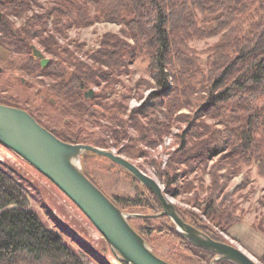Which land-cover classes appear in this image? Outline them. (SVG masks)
Here are the masks:
<instances>
[{
    "label": "trees",
    "instance_id": "16d2710c",
    "mask_svg": "<svg viewBox=\"0 0 264 264\" xmlns=\"http://www.w3.org/2000/svg\"><path fill=\"white\" fill-rule=\"evenodd\" d=\"M34 4L43 6L39 0H0V43L9 53V68L52 77L50 91L78 117H104L103 129L110 138L76 142L111 148L128 141L120 152L139 144L157 146L171 119L184 121L187 125L178 133L180 146L172 151L168 169L175 171L173 179L178 181L184 173L206 168L210 159L219 156L211 166L212 181L200 205L218 223L229 222V216L223 218L218 198L231 175L240 171L239 162H254L264 176V0H56L15 27L10 17L26 16ZM106 21L121 24V32L103 35L100 47L88 53L94 63L74 55V50L59 41L58 35L65 36L70 27ZM213 36L218 39L209 48L211 64L205 70L190 40ZM36 37L53 54L46 64L34 54ZM140 56L149 61L152 78V82L144 81L155 88L142 104L130 107L127 95L114 105L105 104L101 98L108 97L109 90H102L98 99V95L85 96L88 88L102 82L110 87ZM0 103L21 107L5 98ZM185 106L193 110L179 113ZM156 110L159 113L154 115ZM208 117L219 120L210 123ZM101 158L111 160L93 151L82 155L84 170L96 184L88 167ZM112 162L137 186L135 198L112 197L117 205L131 212L162 210L161 201L148 186ZM180 164L186 166L183 173L176 170ZM155 166L163 176L161 163ZM222 168L227 170L220 173ZM29 204L23 182L0 163V264H88ZM177 210L213 238L225 240L201 212L181 206ZM130 221L150 245L155 236L164 235L189 253L169 258L174 264H211L215 256L188 240L169 216L132 217ZM260 260L264 264V253ZM215 264L235 263L219 260Z\"/></svg>",
    "mask_w": 264,
    "mask_h": 264
},
{
    "label": "rangeland",
    "instance_id": "374dc122",
    "mask_svg": "<svg viewBox=\"0 0 264 264\" xmlns=\"http://www.w3.org/2000/svg\"><path fill=\"white\" fill-rule=\"evenodd\" d=\"M54 1L56 0H39L43 5L42 7L34 4L26 16H11L10 19L18 28L23 25L27 16L41 12L44 6L47 7ZM121 28V24L114 22H95L88 26L70 27L65 36L58 35V37L63 47L74 50V55L86 62L94 63L88 53L100 47L106 32L119 33ZM217 39V36H213L190 40V45L202 57L205 70L211 64L209 48ZM38 40L36 37L33 44L42 49L45 57L50 59L53 54L46 51ZM8 61V51L0 47V98L10 100L38 116L51 130L59 133L63 138L70 139L67 141L76 142L77 140L74 139L91 140L100 137L108 139L109 136L102 125V123H106L104 117L100 119L88 115L82 118L78 117L60 102L56 93L50 91L49 84L53 80L52 77L14 71L9 68ZM148 65L149 61L146 58L137 57L131 63L129 71H123L118 75L115 83L110 87L102 82L101 85L91 86L87 90L94 89L93 97L101 93L102 90H109V96L101 98L105 104L114 105L115 101H121L127 95L126 101L130 107L139 106L147 99L150 92L155 90L148 83L149 81L152 82ZM140 80L143 81L140 82ZM98 98H100L99 95L96 99ZM102 106L103 104L99 107ZM192 110V106H185L179 113H189ZM155 112L157 113L154 115L159 113L158 110ZM206 120L210 123H216L219 119L208 117ZM146 121L147 119L144 118L143 122ZM186 125L184 121L171 119L168 132L164 134L157 146L139 144L136 149L130 146L127 151L120 152V148L128 142L125 141L120 147L112 146L107 149H113L135 162L161 183L165 193L176 206L201 212L204 220L226 241L241 246L262 264L260 259L264 253V176L259 174L254 162H239L240 171L231 175L225 191L218 198V202H222L223 218L229 216L230 220L229 222L225 220L218 223L213 216H208L203 212L204 208L200 204L207 195L212 181L211 166L219 160V156L210 159L206 168L198 167L184 173L178 181L173 179L175 171L168 169V160L172 151L180 146L178 133ZM131 132L133 136H138L137 131ZM155 162L161 163L163 176L158 174ZM0 163L25 185L30 198L29 207L36 210L41 220L48 227L58 231L67 244L82 256L85 263L123 264L112 251L108 241L85 213L49 178L1 142ZM88 169L97 184L111 198H135L137 196V186L132 177L111 160L107 158L98 159ZM183 169H186V166L180 164L176 170L181 172ZM226 170V168H222L219 172L224 173ZM167 179H169L168 183ZM135 222L142 221L136 219ZM151 246L158 255L167 260L171 257L190 256L188 252L185 253L179 249L174 242L164 235L155 236Z\"/></svg>",
    "mask_w": 264,
    "mask_h": 264
},
{
    "label": "water",
    "instance_id": "95a60500",
    "mask_svg": "<svg viewBox=\"0 0 264 264\" xmlns=\"http://www.w3.org/2000/svg\"><path fill=\"white\" fill-rule=\"evenodd\" d=\"M34 54L46 64L42 49L33 45ZM94 89L85 92L92 97ZM0 142L28 161L57 185L91 220L110 244L114 254L128 264H174L158 255L131 223L132 217L169 216L179 232L194 244L212 251L211 264L229 260L235 264H260L249 252L229 241L213 238L186 221L161 183L139 165L113 149L89 143L70 142L57 136L28 110L0 103ZM87 151L106 156L131 172L148 186L162 203L154 214L128 212L117 205L85 172L82 155Z\"/></svg>",
    "mask_w": 264,
    "mask_h": 264
},
{
    "label": "flooded vegetation",
    "instance_id": "af4514ba",
    "mask_svg": "<svg viewBox=\"0 0 264 264\" xmlns=\"http://www.w3.org/2000/svg\"><path fill=\"white\" fill-rule=\"evenodd\" d=\"M0 15H2V12H0ZM0 33H1V32H0ZM33 45H34V44H33ZM33 45H32V46H33ZM35 45H36V44H35ZM0 47H1L2 49H5V46H4L3 44H1V43H0ZM32 48H33V47H32ZM0 70H1V67H0ZM54 133H55V132H54Z\"/></svg>",
    "mask_w": 264,
    "mask_h": 264
}]
</instances>
